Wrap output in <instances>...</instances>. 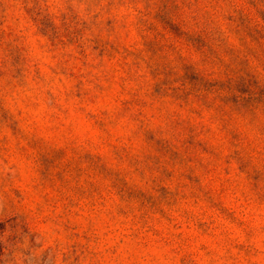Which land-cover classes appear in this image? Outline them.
<instances>
[{
  "label": "rangeland",
  "instance_id": "374dc122",
  "mask_svg": "<svg viewBox=\"0 0 264 264\" xmlns=\"http://www.w3.org/2000/svg\"><path fill=\"white\" fill-rule=\"evenodd\" d=\"M0 264H264V0H0Z\"/></svg>",
  "mask_w": 264,
  "mask_h": 264
}]
</instances>
